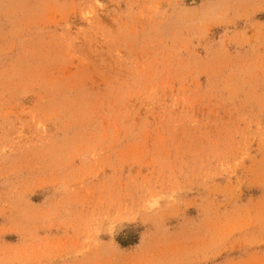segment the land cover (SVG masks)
Listing matches in <instances>:
<instances>
[{
  "label": "rangeland",
  "instance_id": "1",
  "mask_svg": "<svg viewBox=\"0 0 264 264\" xmlns=\"http://www.w3.org/2000/svg\"><path fill=\"white\" fill-rule=\"evenodd\" d=\"M0 264H264V0H0Z\"/></svg>",
  "mask_w": 264,
  "mask_h": 264
}]
</instances>
